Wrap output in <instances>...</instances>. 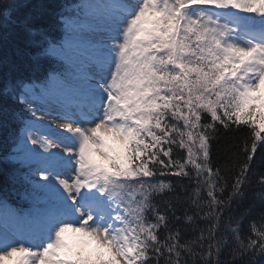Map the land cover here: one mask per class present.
Instances as JSON below:
<instances>
[{"label":"snow or ice","instance_id":"1","mask_svg":"<svg viewBox=\"0 0 264 264\" xmlns=\"http://www.w3.org/2000/svg\"><path fill=\"white\" fill-rule=\"evenodd\" d=\"M28 6L0 0V47L10 28L25 44L0 55L20 172L0 191V264H259L264 0ZM233 132L239 152L214 163Z\"/></svg>","mask_w":264,"mask_h":264},{"label":"trees","instance_id":"2","mask_svg":"<svg viewBox=\"0 0 264 264\" xmlns=\"http://www.w3.org/2000/svg\"><path fill=\"white\" fill-rule=\"evenodd\" d=\"M29 4L28 7L21 8V15L26 14L28 12H35L36 9L34 5L37 3H44L48 5H58L64 3L65 0H26ZM68 3L74 2V0H67ZM7 35V43H5L2 47H0V55H3L5 51H11L13 46H18L21 49L25 48V44L23 39L18 35V30L15 28H10L8 30ZM17 63L20 66V75L27 74V68L30 63L28 56L21 55L17 58ZM4 74V68L0 66V77ZM11 104V102H9ZM17 107H19L17 105ZM10 110V108L4 104V101L0 99V114L3 111ZM10 131L9 125H4L0 127V191H10L11 184H10V177L15 174L19 175L20 172L17 166L9 163V145L10 140L8 138ZM243 140L242 134L239 133H229L228 135H224L221 133L220 137L218 138V142H213L212 147V158L214 163L219 165H223L225 163V157L227 152L231 153H238L239 148L241 146ZM260 150L258 149L257 157H256V165L259 167L261 166V159H260ZM253 182L255 185V178H253ZM257 189L255 186L249 189L248 199L242 202V206L246 207L248 203L251 201L254 192ZM10 203L15 204V198L9 201ZM235 207V206H234ZM245 231L247 230V226H244ZM191 235V233H189ZM222 260L228 261L230 260V256H228L227 252L222 255ZM259 264H264V259L260 260Z\"/></svg>","mask_w":264,"mask_h":264},{"label":"rangeland","instance_id":"3","mask_svg":"<svg viewBox=\"0 0 264 264\" xmlns=\"http://www.w3.org/2000/svg\"><path fill=\"white\" fill-rule=\"evenodd\" d=\"M5 264H11V262L10 261H6Z\"/></svg>","mask_w":264,"mask_h":264}]
</instances>
